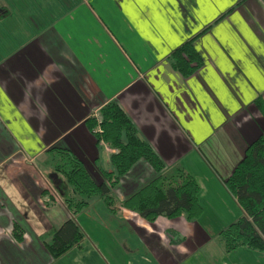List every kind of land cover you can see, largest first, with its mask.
<instances>
[{
  "label": "crops",
  "instance_id": "0c3cea01",
  "mask_svg": "<svg viewBox=\"0 0 264 264\" xmlns=\"http://www.w3.org/2000/svg\"><path fill=\"white\" fill-rule=\"evenodd\" d=\"M195 36L203 65L184 78L168 58ZM258 96L264 100V0H0V264H174L126 245L123 234L103 237L100 228L107 234L114 223L90 209L75 219L85 238L52 259L41 239L70 213L61 178L42 166L45 152L69 149L103 181L99 169L112 170L111 154L85 121L115 102L167 172L180 167L197 181L198 220L221 208L212 221L225 226L237 216L227 205L242 211L223 181L264 134ZM138 187L118 194L111 213L164 239L118 203ZM238 251V263L264 264V254Z\"/></svg>",
  "mask_w": 264,
  "mask_h": 264
},
{
  "label": "trees",
  "instance_id": "16d2710c",
  "mask_svg": "<svg viewBox=\"0 0 264 264\" xmlns=\"http://www.w3.org/2000/svg\"><path fill=\"white\" fill-rule=\"evenodd\" d=\"M190 38L169 55L171 67L187 78L203 65L195 41ZM253 106L264 119V100L258 96ZM86 127L95 138L105 142L116 154L109 156L110 172L100 168L103 181H95L84 163L71 150L58 146L46 150L42 166L61 178L59 196L70 213L60 227L49 232L41 243L52 259L68 252L85 238L76 217L85 212L93 198H97L113 212L117 201L112 190L119 180L138 162L143 161L153 173L149 181L134 190L118 203L122 208L138 214L148 222L157 217L169 219L184 216L186 221L198 220L203 212L199 202L200 187L193 176L182 168L166 171V164L152 147L143 140L131 120L115 103L103 105L97 117H89ZM223 184L236 200L242 215L221 229L217 236L224 244L225 252L245 248L264 254V134L260 133L246 145L243 158L236 164ZM13 231L19 242L22 231Z\"/></svg>",
  "mask_w": 264,
  "mask_h": 264
},
{
  "label": "rangeland",
  "instance_id": "374dc122",
  "mask_svg": "<svg viewBox=\"0 0 264 264\" xmlns=\"http://www.w3.org/2000/svg\"><path fill=\"white\" fill-rule=\"evenodd\" d=\"M149 172H152V170L145 165L143 161H138L132 169L119 180L115 192H113L115 189L113 188L112 196L116 200L118 194L121 196L127 195L134 185H142L149 181ZM55 198L57 199V197ZM97 202H101L102 208L106 210L105 212H108L107 216L102 214L103 210L99 209ZM227 207L231 209L232 207L235 208L234 210L237 212V216H234L233 221L236 220L240 215V211L237 209L238 207L236 208L235 205H231L230 207L227 205ZM88 209L100 218L102 222L110 219L109 221L116 225V233L114 234H112L114 231L112 227H114V225L106 228L107 234H103V230L100 228L103 237L107 239L113 238L115 240L123 234L126 245L137 244V249L140 252L147 253L151 256L155 254L159 258L174 257V264H241L238 263L240 260L238 250H242V247L227 253L224 250L223 242L217 236V233L221 229L232 223V220H230L227 225L220 226L212 221L214 220L213 214H215V211H217V214L221 215L219 212H222L221 208L218 210H211L208 208L209 210H206L207 218L203 221L196 220L189 222L185 220L183 215L172 219L159 216L156 220L149 223H154V226H158L162 231L165 238L161 240L152 236L153 234L148 232L146 228L139 226L135 222L112 214L105 205H103L102 201L97 198L92 199ZM83 213L85 214V212ZM138 256H141V254H138Z\"/></svg>",
  "mask_w": 264,
  "mask_h": 264
},
{
  "label": "built area",
  "instance_id": "2783aa9c",
  "mask_svg": "<svg viewBox=\"0 0 264 264\" xmlns=\"http://www.w3.org/2000/svg\"><path fill=\"white\" fill-rule=\"evenodd\" d=\"M99 146L103 147L105 149L106 152H109L110 154H116L117 153V150L116 149H113V148H110L105 142L103 141H99L97 143Z\"/></svg>",
  "mask_w": 264,
  "mask_h": 264
}]
</instances>
